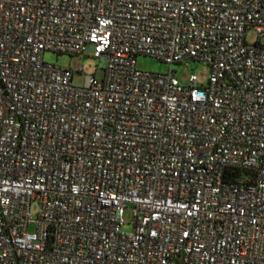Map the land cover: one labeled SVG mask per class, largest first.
Masks as SVG:
<instances>
[{"label":"built area","instance_id":"2783aa9c","mask_svg":"<svg viewBox=\"0 0 264 264\" xmlns=\"http://www.w3.org/2000/svg\"><path fill=\"white\" fill-rule=\"evenodd\" d=\"M0 264H264V0H0Z\"/></svg>","mask_w":264,"mask_h":264},{"label":"rangeland","instance_id":"374dc122","mask_svg":"<svg viewBox=\"0 0 264 264\" xmlns=\"http://www.w3.org/2000/svg\"><path fill=\"white\" fill-rule=\"evenodd\" d=\"M249 42H254L257 39L255 33H250L247 36ZM45 60L47 62L58 64L63 68H69L74 72L73 84L75 86H83L87 75L95 74L98 71V75H101L99 71L100 61L90 56H71V55H62L60 58H57L52 53H46ZM137 66L140 70L150 71L154 73H166L169 71L170 67L164 63L158 62L150 57L141 56L137 60ZM173 70L177 73V78L181 84H186L191 75H197L201 83H206L209 77V69L206 66L200 64H192L190 66L185 65H175ZM39 212L37 205L32 206V213L36 216ZM132 210L126 209L124 215V221L126 225L123 227L125 232H132L133 227L130 224L132 221ZM30 232H35V227H30Z\"/></svg>","mask_w":264,"mask_h":264}]
</instances>
